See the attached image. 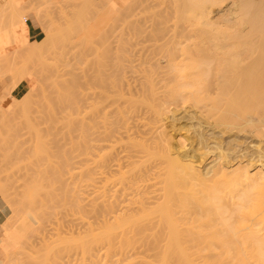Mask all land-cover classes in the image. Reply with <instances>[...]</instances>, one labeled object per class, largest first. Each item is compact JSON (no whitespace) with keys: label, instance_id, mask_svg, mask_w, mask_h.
I'll return each mask as SVG.
<instances>
[{"label":"rangeland","instance_id":"1","mask_svg":"<svg viewBox=\"0 0 264 264\" xmlns=\"http://www.w3.org/2000/svg\"><path fill=\"white\" fill-rule=\"evenodd\" d=\"M1 1L2 0H0V3H1ZM44 1L47 4L42 3ZM44 1L43 0H33V1L29 0V2H30V4H29L28 1L24 3V0H16L15 5H14L15 11H12L13 10L12 9L13 8L12 3H10L8 5V8L6 6L7 9L4 8L5 3H1L2 8L0 6V15L4 14V12L2 13V11H7V12H5L6 16L4 14L3 17H0L1 18L0 20H2L1 21L2 23L0 22L1 23V26H0L1 27L0 28V32H1L0 33V35H1L0 36V89L2 88V96H1L0 102L2 100H4V102H5L4 111H5V116H6L5 119L0 120V193L3 194L5 190H8L7 191L8 197L6 198L5 201H6L7 205H10V208L12 207L11 209L14 211V214L8 218L0 210V229H1V225L3 223L7 222V224H10L8 227H11L13 224V228L12 227L11 228L14 232L13 231H11V232H13V234H15L16 236L19 234V233L17 234V232H20V231L18 230L16 232V229H17L16 227L19 225L21 227V225H23L22 220H20V217L22 214V205L20 203H18V202H20L21 198L24 201L23 207H25L26 201L28 199H31L34 197V205H33L31 213H33V215L35 213V215H39V216L44 214L45 218L49 219V224L46 225V229L48 231H45L46 230L45 229L42 231L43 233H38L39 235H36L35 233L31 234V231L29 229L28 230L26 229L27 230L26 232H28L27 233L28 235H31V237L35 236L32 238L33 241H35L34 242L35 243L34 246L36 245L35 248H33L34 247L33 245H31V246L28 245L29 241H31L30 239H29V241H27V240H24L25 238H23L22 242L20 241V239H17V238H20L19 236H21V238L23 236L25 237V235H23V232H25V231L21 230V229L20 230L23 231V232H21L22 234L20 233L19 236L13 237L15 239L12 241L15 243L13 245H11L12 247L11 246L7 247V249H9L8 250L9 252H5V250H7V249L4 248L5 249L4 250L2 248V245H0V257H1L0 264L1 263L2 264H32V263L33 264H56V263L57 264H59V263L60 264H130L131 262H132V264H143V263L144 264H163L162 261L165 258L164 256H166V254H165L166 252H167L168 256L172 255V257L169 256V260H168L169 263H167V264H183V262L180 263V261H178L179 263H177V260H179V259L178 258L176 259L173 255L174 253L173 252L171 253V249L169 250V248H168V247L172 248L170 246L172 244V240H173L172 234L174 232H177L178 229L180 231L181 228L177 227L176 228L177 231H175V229H174L173 230L174 232H173L171 230V228L169 229V227L167 225L168 222H165V221H167L168 216L173 217L174 219L181 218L182 216H184L185 213L187 214L188 211H190V210L195 211V208H199L196 206H199V205L201 208L205 206L202 209L203 210L205 209L206 211L204 210V211H202L203 214L201 213L203 218H201V216L199 215L200 216L199 220L204 219L205 222L202 220H201L202 223L198 222L199 221L198 220L199 216H198V217H195L193 219L194 221L192 220L193 222L191 224L189 223V225L188 224H186V225L188 227L189 226H191V227L198 226L197 228H194L198 232H200V231L197 229L201 226L200 227L201 229L200 228L199 229L201 230L200 233L202 234V237L205 236L204 235L205 233L207 235L206 238L205 237L203 238V239H206V240H204L205 241L204 243H206V244L203 243L204 244L203 245L201 243L203 246H207L208 243L214 244V243H220V242L224 241L225 237L222 234V232L224 231L222 229H224V227L221 225H218L219 222H217L218 217H219L218 211L221 214L223 210H221V211L218 210L219 205H216V204L219 203V201H217L216 198H215V200L217 203H215V201L213 202L214 198H212V197H214V196H213L212 192H214V194H216V192L217 193L221 192L220 196L219 195H215V196H217L219 198V199L217 198L218 200H220V198L221 199L225 198V201H226L227 196L225 194L228 195L229 192L230 193L235 192L236 188H235V191H232L233 190L232 189L233 187H232V188H230L232 190L229 191L228 189L231 186L229 185V183L226 184L229 181L227 179H223V178L218 177L219 183H217V186L215 184L214 185L212 184L211 185L212 187H210V189H209V186H210V184H209V186L206 185V186H208V187H206L205 184L210 183L212 181L211 180V181L205 183L204 187L201 186L203 184L200 185L198 183V185H200V186L197 185L198 189H196V186H192V185H190V184H188L182 180V178H181L182 175L180 177V174H181L180 170L177 171L175 168L172 167V165L170 164L171 155L166 154L165 157H163L164 152H166V149H164V148H162L164 150H161L159 148L158 151L160 150L162 153L159 151L160 154H159L158 158H156V159L154 158V160L160 159L159 163H161V170L163 172L161 174V178H159V182H162V183L164 182V185L163 184L159 185V187L165 186V188L163 187L165 189V191H164L165 192V197H164L165 199L163 201V204L159 208L154 209L151 212H146L147 214L146 213L145 214L144 213H138V215L135 216V218L141 217L140 220H139V218H138V220L135 219L136 221L132 222V225L128 224L125 226L126 229L124 227L118 228L115 225L116 223H114L115 222L114 221V216H115L114 214H113L114 215L113 216L112 213H106L105 211H103L104 210L103 207L106 203L110 202V203L115 204L116 201L118 200V198H121L123 193L126 194L125 191H127V193H129V191L126 188L127 187V183H126L127 180L126 179H128V177H130V176H128L130 173H127L125 175L124 171H126L127 169H128L127 171L132 170V169L137 170L139 164H136V165L134 164V165L127 167V168L124 167L123 168L124 170H122L121 172L115 168L107 169V167L110 163V162H108L109 159L116 160V159H118V157H120V156H118L120 151H124V150L129 151V149L131 148L130 144L132 143L131 140L125 139L123 141H118L112 145L103 144L102 146L97 147V149L93 147L94 146V143H93L94 140H98V139L104 138V137L109 136V135H111V136L116 135V130L120 126L119 121H118L119 115H117V113L115 111V106L110 107V108L108 107L104 112L102 111L103 104L102 103L100 104V102L102 101L101 98L99 99L100 101L95 99L98 93H94L95 91H97V89L94 86V84H95L94 82L97 78L98 79L101 78V77L99 78L98 76H100L99 74L102 73V75H103L102 80L106 81L105 87L107 88L106 90L108 92L115 91L116 89L119 88V89H122L124 93H127V86L125 85V82H127L128 84L133 83V77H134L133 71L136 70V67L139 63H142L145 68L146 67L148 68L149 65L154 66L157 63H159L160 54H159L158 50H152L151 49L150 51L141 54L140 50H141L142 46L140 45V43L143 41V38H142V36L140 37V35H139L140 32H133V33H135V36H134L135 39H134L133 35L129 34L132 36V38L134 40L131 39V41H133V43H131L130 46H129V43H127V47H124V48H126V51H125L124 56H123L124 59H122V62L120 61L122 63V65H124V70H123V72H117L118 68L115 69V67L117 66V64L118 65L120 64V62L117 59H118L119 54L121 53V50H122L121 47H120L121 49L118 50L119 49L118 47L120 45H122L121 44L122 42H123V44H124V42L126 44V41L128 42L127 39L130 40V38L125 39L126 37H124L125 33L130 32V30H131L130 28L127 27L129 25V24H127V22L130 23V22H135V21L139 20L141 22L140 26L144 28L145 26H148V25H151L154 23L159 24L160 21L161 22L165 21L169 25V30L167 33V36H170L169 39L170 38L172 39L173 37H175V35H174L175 32L180 31L179 35L176 36L177 40H179V39L184 40L180 36L182 34L186 33V32H184L186 30H188L187 32H194L192 27H190V25H188L189 23H187L184 19L183 20L185 22L181 20L182 15H183L182 14L183 10L185 9L184 8V0H149L150 1V2H148L149 4H147V3L142 4L140 2L142 0H49L50 2L48 0H44ZM43 4H45L46 7ZM56 5L59 7H57ZM54 6H56V7H54ZM50 7H52V8H50ZM21 8L24 11H22ZM125 8H128L129 11L124 12ZM43 10H44V12H43ZM177 10H178V12H177ZM25 11L27 13H35L36 12L35 15L38 13L40 16L38 18L41 21L38 19V22H39L38 23V22L34 21L33 18H29L26 21H24L19 16L18 13L20 12V13L24 14ZM51 11H53V12H51ZM119 12H120V14H119ZM125 14H127V16H129V17H132V18H129L126 23H124V21H123V15L126 16ZM112 17H113V19H112ZM44 19H46V20H44ZM53 21H55V22H53ZM120 21H123V23ZM28 22H31L35 27H39V29H40V35L38 37H36L35 39L29 37L28 26H26V24H28ZM43 23H44V25H43ZM53 23L56 25H53ZM125 24H126V26L124 27L123 25H125ZM173 24L175 25V27L177 29L173 30L175 28ZM54 26H56V27L54 28ZM186 26H187V29L183 30L184 28H186ZM123 28H125V29H123ZM170 28H172V29L170 30ZM58 29L61 31H59ZM177 30H179V31H177ZM52 31H53V33H52ZM119 32H122V33L124 32V33L123 34L120 33V37H119L118 36ZM127 34H126V36H127ZM102 35L104 36V38H102L103 37ZM65 36H66V38H65ZM121 36L124 39L121 38ZM119 38H121L120 40L123 39L124 41L121 42L119 40ZM65 39H67V41ZM84 42L87 43V45H85ZM91 43L94 47V49H93L94 51L92 52L93 54L91 53L92 55L89 53L92 51V49L89 48L91 51L90 50L86 51V49H88L87 46L88 47L92 46V45H88ZM119 43H120V45H119ZM82 44L85 45L86 49ZM122 47H123V45H122ZM95 48H97L100 52L105 53L106 55L109 52V54H108L109 58L105 57V58H99L97 60V61H99V65H100V67L96 66L98 69H100L98 73H97L98 69L96 70V67L93 68V66L97 65V64H95V59H97L98 56H100V54L98 56L97 55L95 56V53H96ZM117 50L120 53H118ZM116 51H117V53H116ZM21 53L22 54L24 53V54L22 55ZM97 53H99V52H97ZM105 54H103V55H105ZM117 54H118V57H116ZM121 58L122 57H120V59ZM114 59H116L119 63L116 61L117 62V64H116ZM114 63L116 64L115 66H114ZM119 66H121V65H119ZM119 66H117V67H119ZM100 71H101V73H100ZM52 72H53V74H52ZM40 73H42V74H40ZM95 76H96V78H95V80H93ZM122 76L124 78L123 79L124 83L122 86H120L119 85L120 77H122ZM45 77H47V78L49 77L50 79L46 78L45 81L41 82L40 80H44ZM55 78H57V80H55ZM48 80L58 81L56 83H54L55 81L54 82L52 81L51 84L52 83H54L56 85L58 84V86L62 87L63 91H65V92L63 93V91L61 89H59L60 87L56 86L59 90L57 88H54V89H57L58 92L61 90V92L63 94L61 93V95H60L59 94L60 92L58 93L55 90L54 91L56 93H53V90L50 88V87H52V85H50V81H48ZM102 80L101 79L99 80L100 81L99 84L101 83L100 86L98 85L99 87H101L102 83H104V82H101ZM114 80L116 81V89L111 87ZM97 81H96V85L98 83ZM36 82H37V84L40 83V85L38 84L40 87H41V85L47 86V87L49 85L50 86L48 88H46V87L40 88L36 84ZM45 82H46V84L48 83L49 85L48 84L46 85ZM73 82H75V83H73ZM27 86L28 87L30 86L31 89L34 87L33 90H36L35 88L40 89V92L38 94H34V92L32 90H30L29 88H28V90H30V91L26 90L29 92V94H31V92H33L32 94L37 95V96H39L40 93L42 94L43 92H45L46 89L49 90V88L51 89L49 91L50 92L52 91L51 94H53V95L55 94L57 96V94H59V96H63V98L66 95V100H67L69 105L67 104L65 98L63 99L60 97L61 103L63 100V102L65 101L66 103L65 102L64 103L67 105L65 107V110H63V111H62V107L64 109L65 104H63V103L61 104L58 101L57 105L61 104V106H62L61 109H57V107H56L57 105L55 103L54 104L55 107H53L51 109L52 110V112H51V111H48V109L50 110L49 107L51 105L49 103L51 101L49 103L46 102V104L48 103V109L46 108V110L48 112H51V113H54V111H55L54 115H57L55 117H57L59 120H61V121H58V123L55 125H57L60 130L65 129L67 131L68 130L70 131L68 134L69 136L67 135L68 137H66L65 140H62L60 142V145H62L61 149H57L55 147V144H53L54 141L51 142V139H49L50 140L49 142L45 141V142H47L46 145L44 143V140L46 138L44 140H42V138H41V140H39V143L34 141L36 139H33L34 135L32 136L30 133L29 134L33 138H30L29 134L27 136L26 135L23 136L24 134H22V138H21V133H23V132L25 133L23 128L26 129L27 127L29 128V126H30V125L28 126L27 123L25 124L26 121L24 120V118H23L24 122L20 123V124L21 125L24 124L23 126H26V127L22 126L23 127L22 128L21 126H19L20 125L19 121L22 118L21 116H22V114L25 113V112L22 113L23 111H25V110L22 111V108L23 109L25 108L26 110L29 109L28 111H26V114H25L26 116L32 115V116H30L31 118L29 117L26 120H29V119L35 120L34 117L35 118L37 117L38 119L40 117L41 119H39L37 121L35 120L36 124L40 120L43 122V120L44 119L46 120L47 118L42 119L41 116H43V117L46 116L47 111L45 112L44 108L46 105H44V103H42L43 99H41V98L47 97L48 95H49V97L53 96L51 94H48L49 92L47 90L46 91L47 94L45 93L46 96L45 95L43 96V94H42L43 97H41V98L40 97L36 98L34 95L28 94L29 96H31V97H29V96H27L28 92L25 93L26 97H24L25 88H27ZM67 86H68V88H67ZM93 87L96 90L94 89V92H92V93L89 92L90 90H92L91 88H93ZM99 87H97V88L100 91L101 89ZM42 89L44 91H42ZM70 89H72V90L70 91ZM38 91L39 90H36L35 93ZM66 91H67V94H66ZM93 93L96 94L95 98H94ZM99 93H101V91ZM87 94H88V97H87ZM68 96L70 99L68 98ZM27 97H29L30 99H27ZM73 97L75 98V100H77L76 102L78 103V104L75 103V105H76L75 108L78 106L77 107L78 111L76 113L74 112V111H76V109H74V111H73V113H75V115H73L71 113L72 112L71 110L73 109L72 107H74L72 102L75 101L74 100V101L70 102L71 99H73ZM99 97H97V98H99ZM25 98L29 101L31 100V98H32V101L34 99H36V100L39 99V102L42 101L41 103L44 106H41L42 104L40 105L39 102H36V103H39L40 107L43 108V112L45 113V115L43 112H42L43 115L39 114L41 112H38V114L34 112L36 110L39 111L38 109H40L42 111V109L40 107H38L39 105H36L37 107H35L38 109L30 111L31 109H33L32 105L35 106V102L33 103L31 101V104L33 103L31 105L30 102L28 103L27 100H24ZM44 99L46 100V98H44ZM236 99H237V97H235V100ZM238 99H239V101H242V102L245 100V103L239 102L240 104H244V106H242V107L246 108V106H247V108L248 107L254 108V107L250 106L251 104L253 105L255 103V101H253L252 99H247V98H242L243 100L241 98H238ZM246 99L253 102V103L246 101ZM36 100H34V101H36ZM48 100H50V99H48ZM53 100H54V102H56L55 99H53ZM56 100H59V98L57 99V97H56ZM89 100H91V101H89ZM224 100L225 99H222V101H219V103H221L220 104L221 107L218 104V107H219L218 113L213 112V110L210 111L211 106L209 108V113H207L208 108L206 109L207 112H204V113H207V115L209 114L208 115L209 118H210V116L212 118V114H214V113L216 114V115L215 114L213 115L216 120L214 118H212V119L210 118L211 120L214 119L213 122L214 121L216 122L217 118H220V113L223 112V111H221L222 105L225 104ZM228 100L229 99H227V101L225 100V102L227 103ZM233 100L234 99L231 100L232 101L231 104L233 103ZM235 100H234V103L236 102ZM25 101L27 103H25ZM208 103H209L208 101L205 102L206 105ZM237 103L238 102H236V104ZM239 103L237 105L235 104V106L241 107V105ZM248 103H250V105ZM89 104L93 106L94 110H92L93 108H91V106ZM190 104L191 103L188 104L189 106L185 105V106L189 107V108H187L184 106V104H183L184 107H182V103H180L178 105V107H174V109L177 108L176 110H173V107H170V110L175 111L176 114L180 115L179 116V119H180L179 127L187 126L186 128H188V129H186L185 134L188 136L187 139H189L190 137H191V139L188 140V143H187L188 145H187L185 150H188L189 152H191L193 149L192 148L193 145L191 146V144L195 145V143H194L195 139H192L195 137V135H194V132H192L191 127L186 124V121H185L186 117L189 114L196 113L197 116L199 118H202L201 120H203L204 122H206V121L210 122V121H208L209 120L208 117L207 116L205 117V115H202L204 113H201V111L202 110L204 111L205 109L198 111V110H196L197 109L196 107H195L196 109L195 108L193 109L191 107L193 105L192 104L190 105ZM225 105H227V104H225ZM230 106H229V109L228 108L225 109L224 105H223L224 108H222V110L228 109L227 111H224V112H227V115H225V117H227V118H228V113L231 112L229 114V120H231L230 118H232V117H230V115L232 116L233 113H238V115L240 114L239 115L240 117L241 116L243 117V114L246 113L244 111H243L244 113L242 112V114L237 112V111L233 112L231 110L234 108L233 107L234 105L232 106L233 108L231 107L232 109H230ZM253 106H255V105H253ZM180 107H182L183 110H182V108L180 109ZM53 109H54V111H53ZM95 109L98 111H95ZM236 109L238 110V108H236ZM228 111H230V112H228ZM30 112L32 114H30ZM210 112H211V115H210ZM71 114H72V117H71ZM38 115H39V117H38ZM48 115H53V114L48 113ZM201 115L204 116V118ZM53 116H50V118H52ZM64 117H65V119H67V118L70 119L71 122L68 119H67L68 121L64 120ZM225 117H224V119H226ZM50 118L47 119L46 121L50 120V122H51ZM57 118H56V120H57ZM62 118H63V120H62ZM183 118H185V119H183ZM235 119H238V118L236 117V118H234V121H233V119H232V121L237 122V121H235ZM53 120H55V119H53ZM56 120H55V122H56ZM222 120H223V118L221 120H218V121L220 122ZM229 120H227V123ZM46 121H44V122H46ZM42 122H40L41 124L39 123L40 126H44V125H42L44 122L43 123ZM207 122H206V125H208ZM225 122H226V120H225ZM233 122H230V123H233ZM30 123L32 125H34L30 128L36 127L35 123L33 122L34 123L33 124L31 122V120H30ZM134 123H136V119H135ZM168 123L170 124V122H168ZM168 123H167L168 128L172 127V125L171 124L169 125ZM210 123L214 124V123H212V121ZM44 124H45L44 128L46 126L47 127L50 126L49 123H48L49 126L46 125V123H44ZM55 125H53V126H55ZM37 126H39V125H37ZM40 126L37 128L40 129L41 128ZM61 126H62V128H60ZM50 127H52V124ZM20 128H22V130H23V131L21 130L22 132H20V130H19ZM28 128H27V130H29ZM37 128H36V130L33 128V130L37 131ZM44 128H42V129H44ZM147 128L149 129V127L140 128V129L141 130L144 129L143 131H147L146 136H145V139L146 138L148 139L147 144H149L150 146H152V148H154L156 146V142H157L156 139L153 138L154 137V130L148 131ZM169 130L171 132L174 131L172 128ZM30 131H31V129H30ZM28 132L29 131H27V133ZM34 132L33 133L31 132V133L35 134ZM64 132H66V131H64ZM150 133H151V135H150ZM235 133H236V131L234 133L233 132L230 133L232 138H234L235 135L233 136V134H235ZM228 134L229 133H226L225 135L227 136ZM189 135H191V136H189ZM243 135H246V133H244ZM60 136L58 137V139H60ZM229 136L230 135H228V137ZM16 138H18V139H16ZM51 138H53V137H51ZM150 138L152 139V141L150 140ZM55 139H57L56 136L53 140H55ZM191 140H194V142ZM240 140H239V144H240V142L242 144L245 143V141L243 139H240ZM254 140H256V139L251 138V141L253 142V144H252L253 149L256 150V153L258 151H260V149L262 151V149L264 148V143H260L259 140H256V141H254ZM42 141H43V143H41ZM56 141L57 140H55V143H56ZM85 141L87 142L86 146L83 145V143H85ZM150 141H151V144H150ZM220 141L223 142V140H220ZM258 141H259V143H258ZM189 143H190V145H189ZM259 144H261V145H259ZM188 151H186V152H188ZM19 152H24V155L21 156V153L19 155ZM248 152L252 153V149L248 150ZM154 157H157V154H154ZM152 159H151V161H153ZM136 161H138V160H136ZM136 163H140V162H136ZM112 164H114V163H112ZM100 171H102L104 174L99 175L101 173ZM133 172H135V171H133ZM170 174L172 177L170 176ZM172 178H174V180ZM180 179H181V181H180ZM221 179H223L224 181ZM214 180L216 181L218 179L216 178ZM215 181H212V182H215ZM220 182H222V184ZM183 183H185V185ZM224 184H226L225 187L227 186V189L225 187H223ZM186 186H188V187H186ZM189 186L190 187L192 186V188L194 190L192 188H190ZM213 186L217 187L216 191H214V190L210 191V190L214 189ZM202 188H204V190ZM195 189L201 190V192L195 191ZM227 190L229 192H227ZM218 191H220V192H218ZM13 192H15V193L20 192V194H22L20 196H22V197H20L18 195L19 193L16 196V194ZM223 192H225V193H223ZM253 192L256 193L257 191H253ZM181 193H183V194H181ZM206 193H207V196H206ZM209 193L212 194L211 197H208V195L210 196ZM236 193H237V191H236ZM255 193H253V194H255ZM188 194H191V195H188ZM192 194L195 196H193ZM200 194H202L203 196H201ZM232 194H234V193H232ZM257 194H259L258 197L260 199H263L262 194L256 193L255 195H257ZM255 195H252V197H253L252 201L256 200V199L258 200V197L256 199H254L256 197ZM142 196H143V198H141V200L142 199L144 200L145 197H147V195H144V194H142L141 197ZM179 196H181V197H179ZM16 197H17V199H16ZM191 197H195L196 200L194 198H191ZM229 197H231V196L228 195V197H227L228 200H229ZM234 197H235V195H234ZM247 198L250 199L251 197H249V195H248ZM137 199H139L137 201H140V202L143 201V200L142 201L140 200V196ZM193 199H194V201H193ZM197 199L198 200L200 199V201H198ZM223 199H222L221 204L224 203ZM180 200H182V201H180ZM209 200H210V202H209ZM140 202L139 203L135 202V203L138 205V204H140ZM187 202H189V203L187 204ZM203 202H204V205H203ZM251 202H250L249 206L250 205L256 206V204L259 203V202L256 203L257 201H255L256 204H254V202H252L253 203L252 204ZM36 203H38V204H36ZM44 203L45 204L47 203V204L45 205ZM198 203H199V205H198ZM201 204H202V206H201ZM214 204L216 207L214 206ZM137 205H136V208L138 206H140V205H138V206ZM208 205L210 208L208 207ZM42 206H44V207L46 206V207L44 208ZM187 207L188 208L191 207L193 209L190 208L188 210ZM213 207H215L214 208L215 210L213 209ZM221 207H224V205ZM155 210H157V211H155ZM196 210L200 211L201 209L199 208ZM248 210H245V211H248ZM45 211H46V213H45ZM192 211H190V212H192ZM182 212H183V214H182ZM211 213H213L212 216H211ZM141 214L144 215L145 217H143ZM186 214H185V217L187 216ZM237 215H238V218H240V215H242V213L236 214L235 215L236 218H237ZM14 216H15V219H14ZM204 217H206V218H204ZM189 219L191 222V218H189V214H188V220ZM158 220H160V221H158ZM151 221H152V224L149 223ZM154 222H156V223H154ZM57 223H59V224H57ZM195 223H197L196 226H195ZM150 224H151V226H150ZM57 225H59V227ZM62 225H63V227H62ZM186 225L183 226V228L185 229V230H183V234H186L187 236H189V234H188L189 232H190V234H192V233L193 234L189 237L186 236L187 238L182 240V243H181L183 245L182 248L186 247L188 249L191 247L194 249L193 246H195V245H192L193 242L195 241V243H196V241H198L199 238H200V241L202 242L203 239H201V237H199V235L198 236L195 235V231L192 232L193 228L190 227L188 229V227ZM109 226H111V228L113 230L112 231L113 237L110 241H108L105 238V235H106L105 232L110 230V229H108ZM131 226L133 228H131ZM148 226H149V229L155 226L154 229H152V231L150 230V232H148L145 229L148 233H150V235H148V237L146 238L145 236H147L148 233L145 232L146 235L144 237L146 240H143L144 237H141V238L135 237L133 243L135 241L136 242L134 244H132V241H130V242L127 241L129 244L131 243L130 245L127 242H125L126 240L125 239H124L125 241L123 240V238L121 236L122 233H120V232H124V231L126 233L127 230L129 232H131V231L133 232L134 230H137L140 228H141L140 230H142L143 228H146V227L148 229ZM219 226H221L222 228ZM185 227H187V228H185ZM4 228H5V230H4ZM186 229L189 231H187ZM6 230H7L6 227L2 226V231H0V237L3 240L8 238L5 235V234H7ZM168 230H171L172 232L171 231L167 232ZM184 231H185V233H184ZM66 232L68 234H66ZM70 232H71V234H70ZM155 232L161 236H159V238H153L152 233L154 234ZM198 232H196V234ZM203 232H204V234H203ZM125 233H123V234H125ZM24 234H26V233H24ZM40 234H41L42 238L44 237L43 235L45 234V237L43 238V240H45V241L42 240V238L40 237ZM169 234H170L172 240L169 239L170 238ZM151 235H152V237H151ZM165 235H168V238L164 237ZM36 236H39V237H36ZM71 236H74V237H71ZM184 236L183 237L181 236V237L185 238ZM195 236L199 237V238L198 239L196 238L197 240L193 241V239H195L193 237H195ZM95 237L97 238V240L98 239H102V240H99V242H94L93 243L94 245H93L91 242L94 239H96ZM181 237H180V239H181ZM190 237H192V238H190ZM136 238H138V240H136ZM174 238H176V236ZM59 239L61 241H59ZM185 240H187V241L184 244ZM189 240H190V242H189ZM36 241H38V242H36ZM200 241H198V242L200 243ZM60 242H61V244H60ZM85 242H86V244L89 243V249H88L89 251L88 250L85 251V249L82 246V244H85ZM187 242H189V243H187ZM39 243H41V244H39ZM59 246H60V248H59ZM43 247H44V249H43ZM38 249H39V251H38ZM121 249H123V250H121ZM190 249L187 250V251H189V253H191ZM193 249H191V250H192V253H194V255H195L194 251H196V250L195 249L193 250ZM40 250H42V251H40ZM168 251L171 254L168 253ZM90 253L92 254V257H90L91 256ZM206 253L207 252H205V254ZM48 254H50V255H48ZM126 254L128 256H126ZM47 255H48V257H47ZM94 255L96 257H94ZM189 255H192V256H189L190 259L193 258V256H194L193 254H189ZM206 255L207 256L209 255L208 256L209 259L211 258L210 254H206ZM196 256H197V254H196ZM12 257H14V258H12ZM16 257L18 258V260L15 259ZM92 258L93 259L95 258V259L91 261ZM195 258L196 257L194 256V259ZM208 258H207V260H208ZM121 259H122V261H121ZM194 259H192V260H194ZM14 261H16V262H14ZM42 261H43V263H42ZM200 263L201 262H199L197 264H200ZM203 263L204 262H202L201 264H203ZM194 264H196V261ZM204 264H206V262Z\"/></svg>","mask_w":264,"mask_h":264},{"label":"bare ground","instance_id":"2","mask_svg":"<svg viewBox=\"0 0 264 264\" xmlns=\"http://www.w3.org/2000/svg\"><path fill=\"white\" fill-rule=\"evenodd\" d=\"M15 1L16 0H2L1 3H5V7H4L5 9H7L8 5L10 3H12V5H13L12 11H15V8H14ZM27 1L30 4L31 1L29 2V0H24V3ZM140 2L142 4L143 3L149 4L148 2H150V1L149 0H142ZM1 3H0V6L2 8ZM42 3H46V2L44 1ZM43 5L45 6V4H43ZM6 6H7V8H6ZM56 6H54V7H56ZM57 7H59V6H57ZM50 8H52V7H50ZM184 8L185 9L183 10V13H182L183 15L181 14L182 15L181 20L182 21L185 20L187 23H189L188 25H190V27H192V29L194 31V32H187L188 30H186L187 29V26H186V28L183 29V30H186V31H184L186 33H184L180 36L184 40H182V39L177 40L176 39L177 38L176 36L179 35V32H180L179 30H177L179 32H175V34H174L175 37H173L172 39L171 38L169 39L170 36H167L168 30H169V25L165 21H163V22L160 21L159 24L154 23V24L145 26L143 28L140 26L141 22L139 20L129 23L127 21L129 18H132V17L127 16V14H125L126 16L123 15L124 23L127 22V24H129L127 27L131 29L130 32H127L128 34L125 33L124 37H126L125 39L130 38V40L127 39L128 42L126 41V44H125V42L123 44V42H122V41H124L123 40L124 38L122 37L123 35L121 36V38H123L122 40H120L121 38H119V40L122 42L121 44L123 45V47L119 43L120 46L118 45L119 49L118 48L117 49L120 50L122 48V50H121V53L117 50L118 53H120V54H119V57H118V54L116 56V57H118V59L116 57L115 58L119 62L120 61L122 62V59H124V57H123L124 53L126 51V48H124V47H127V43H129V46L131 45V43H133V41H131V39H133L131 35H133V37H134L135 33H133V32H140L139 35H140V37L142 36V38H143V41L140 43V45L142 46V48L140 50L141 54L146 53V52L150 51L151 49L152 50H158V52L160 54L159 63H157L154 66L149 65L148 68L147 67L145 68L142 63H139L136 67V70L133 71L134 72L133 83L128 84L127 82H125V85L127 86V93H124L122 89H119V88L116 89V81L115 80L113 81L111 87H113L116 90L112 91V92H108L106 90L107 88L105 87L106 81L102 80L103 75H102L101 71H100L101 74H99L100 76H98V77L99 78L101 77L100 78L102 80L101 82H104V83H102L101 87H99L101 84V83L99 84L100 79L97 78L95 80V78H96V76H95L93 80H95L94 86L97 89V91L94 92V89H95L94 87L91 88L93 91L89 89L90 90L89 92H91V93L92 92L98 93L96 98H95L96 94L93 93L94 98L97 99L98 101H100L99 99L101 98L102 101L100 102V104L101 103L103 104V109H102L103 112L108 107L110 108V107L115 106V111H116L117 115H119L118 121L120 124V126L116 130V135H114V136L109 135V136H106L104 138L94 140L93 141V143H94L93 147L97 149V147H100L103 144L112 145L118 141H123L125 139L132 141V143L130 144L131 148L129 149V151H127V150L120 151L118 154V156H120V157H118V159H116V160L109 159L108 160V162H110V163H109L107 169L115 168L121 172L122 170H124L123 169L124 167L127 168V167L134 165V164L135 165L139 164L137 170L132 169V170L127 171L128 170L127 169L126 171H124L125 175L127 173H130L128 175L130 177H128V179H126L127 180V182H126L127 187L126 188L129 191V193H127V191H125L126 194L123 193L121 198H118V200L116 201L115 204L110 203V202L106 203L103 207V209H104L103 211H105L106 213H112V215L114 214L115 216L114 215L113 216H114V221H115L114 223H116L115 225L118 228H120V227L125 228L126 225H128V224L132 225V222H135L136 220H138L139 217L135 218V216H137L138 213H144L145 214L146 212H151L154 209L159 208L163 204V201L165 199L164 198L165 197V192H164L165 186H163L164 188L159 187V185H162V184L164 185V182L163 183L159 182V178H161V174L163 172L161 170V163H159L160 159L154 160V158L155 159L158 158V156L160 154L159 153L160 150L158 151L159 148L161 150L166 149V152H164L163 157H165L166 154L171 155L170 164L177 171L180 170V173H181L180 177L182 175L181 178L184 182H186L192 186H196V189H198L197 188L198 183L200 185L203 184L201 186L204 187L205 183H207L211 180L215 181L214 179L217 178L218 180H216L215 182L211 181L212 183L210 182V183L205 184V186L206 185L209 186V184H210V186H209V189H210V187H212L211 186L212 184L213 185L215 184L217 186V183H219L218 177H220L223 179H227L229 181L226 183V184L229 183V185L231 186L228 189L229 191L232 189H233L232 191H235V188L237 191V193L235 191V192H232V193H234V194H232L227 190V192H229L228 195L231 197H229V200H228V198H227L228 195L225 194L227 196L226 197L227 200L225 201V198L224 199L222 198L224 200V203H222V204H221L222 199L220 198V200H218L219 198L217 196H215V195L220 196L221 192L218 191L220 193L216 192V194H214V192H212V194L214 196V197H212V198H214L213 202L215 201V203H217L216 200L219 201V203L216 204V205H219L218 210H220V211L223 210L221 214L218 211L219 217L217 216L218 217L217 222H219L218 225H221L224 227V229H222V230H224L222 232V234L224 235L225 240L220 242V243H214V244L208 243L207 246H203L204 244H206V243H204L205 242L204 240H206V239H203V238L204 237L206 238L207 235H206V233L204 234V232H203V234L205 236L202 237V234L200 233L201 232V230H200L201 226L199 227L200 229L199 228L197 229L200 231V232H198L194 229V228L198 227V226H196L197 223H195L196 227H191V226L188 227L186 225V224L189 225V223L191 224L194 221L193 219L195 217H198L199 215L201 216V218H203L202 217V214H203L202 211H204L205 209L203 210L202 208H204L205 206L201 208L199 203H198L199 206H196V207H199L201 210L199 211V210H196L199 208H195V211L190 210L192 212L188 211L187 214L185 213L186 212L185 211L184 213L187 215L186 217H185V214H184V216L181 215L182 216V217L180 216L181 218H176V219L168 216V219L165 222H168L167 225H168L169 229L171 228L172 231L174 229H175V231H177L176 230L177 227L181 228L180 231H179V229L177 232L173 231L174 232L172 234L173 240L169 234V236H170L169 239L172 240V244L171 245L169 244V245L172 248H170V247H168V248H169V250L171 249V253L172 252L174 253L173 254L174 257L176 259L177 258L179 259V260H177V263H179L178 261H180V263L183 262V264H194L196 261V264L199 262H201V263L206 262V264H264V168H263L264 167V150H263L264 148L262 149V151L260 149V151H258L256 153V150L253 149V145H252L253 142L251 141V138H254L256 140H259L260 143H264V0H184ZM22 11H24V10L22 9ZM53 11H51V12H53ZM126 11H129V9L125 8L124 12H126ZM3 12L5 14V12H7V11H2V13ZM43 12H44V10H43ZM177 12H178V10H177ZM35 13H27L25 11L24 14H22L20 12L18 14L24 21H26L29 18H33L34 21L38 22V19H39L38 17H40V16L38 13L35 15ZM4 14L0 15V17H3ZM119 14H120V12H119ZM5 16H6V14H5ZM112 19H113V17H112ZM44 20H46V19H44ZM1 21L2 20H0V22ZM123 21H120V22L123 23ZM53 22H55V21H53ZM1 23H0V26H1ZM43 25H44V23H43ZM53 25H56V24L53 23ZM26 26H27V24H26ZM123 26L125 27L126 24ZM55 27L56 26H54V28ZM174 27H175V25H174ZM123 29H125V28H123ZM171 29L172 28H170V30ZM175 29H177V28L175 27L173 30H175ZM59 31H61V30H59ZM52 33H53V31H52ZM120 33L123 34L124 32L123 33L119 32V35L117 34L119 37H120ZM126 34H127V36H126ZM129 34H131V35H129ZM65 38H66V36H65ZM102 38H104V36ZM134 39H135V37H134ZM65 40L67 41V39H65ZM82 45L85 47V45H87V43H85V45L84 44H82ZM88 45H92V43L88 44ZM87 48L88 49H86V47H85L86 51L92 49V51L90 50L91 52H89L90 54L94 51L93 45L90 47L87 46ZM97 50L98 49L95 48V51H96L95 56L96 55L98 56L99 54H100V56H98V58L96 57L97 59H95V64H97V65L94 64L95 66H93V68H95L96 66L100 67L99 61H97L99 58H105V57L109 58V55H108L109 52L106 55L105 53H102L99 50L98 51ZM117 51H116V53H117ZM97 52H99V53H97ZM103 54H105L106 56ZM120 57H122V58L120 59ZM116 59H114V60H115V63L117 64L118 61ZM121 62L119 64L121 66H119L117 64V66H119V67H117V66L115 67V69L118 68L117 72H123V70H124V65H122ZM115 63H114V66L116 65ZM97 69L98 68L96 67V70ZM99 70L100 69H98L97 73L99 72ZM40 74H42V73H40ZM52 74H53V72H52ZM46 78L47 77H45L44 80H40V81L43 82L46 80ZM47 79H50V78L48 77ZM123 79H124L123 76L120 77V83H119L120 86H122L124 83ZM55 80H57V78H55ZM48 81H50V80H48ZM52 81H50V85H52V87H50V88L53 90V93H56L55 91H57V89H58L56 86H58V84L56 85L54 83H56L58 81H55V82L53 81L54 83L51 84ZM96 81L98 82L97 85H96ZM73 83H75V82H73ZM36 84H37V82H36ZM38 84L40 85V83H38ZM45 84H46V82H45ZM68 86H67V88H68ZM41 87L48 88L47 86H42V85H41ZM58 87H60V86H58ZM97 87H99L101 89L100 90L101 93H99L100 91L98 90ZM28 88L30 90H32L34 92V94H38L40 92V89L35 88L36 90H39L38 92L35 93L36 90H33L34 87L31 89L30 86L29 87L27 86V88H25L24 97H26L25 93L30 91V90H28ZM50 88H49V90H51ZM54 88H57V89H54ZM59 89H61L63 91L62 87H60ZM26 90H28V91H26ZM47 90L48 89H46V91ZM49 90H48V92H49L48 94H51L52 91L50 92ZM61 90L59 91L60 93L57 91L60 95L62 93ZM71 90L72 89H70V91ZM42 91H44V90L42 89ZM46 91L42 93L43 96L44 95L46 96V94H47ZM33 92H31V94H29V92H28L27 96L34 95V94H32ZM64 92L65 91H63V93ZM42 94L40 93L39 96H37V95H34V96L36 98H39V97L41 98V97H43ZM59 94H57V96L55 94L54 95L51 94L53 96L50 95L53 99H55L56 102H54V100L51 97H49V95L47 97L41 98V99H43V102L42 101L39 102V99L38 100L34 99L36 101H34V100L32 101V98L30 101L27 100V99H30L29 97H31V96L27 97V99L25 98L24 100H27V102L28 103L30 102V104H31V101L33 103L35 102V106L32 105L33 103L31 104L33 109H31L30 111L38 109L35 107H37L36 105H39V103H40V105L42 103H44V105L47 106V107L45 106V108H44L45 112L47 111L46 108L48 109V103L51 101L49 104L51 106L52 105L53 106L51 107L49 105L50 110L48 109V111L52 112L51 109L53 107H55L54 104L56 103V105H57L58 101L61 103L60 97L63 98V96H59ZM66 94H67V91H66ZM56 97H57V99L59 98V100H56ZM87 97H88V94H87ZM97 97H99V98H97ZM235 97H237L236 100H235ZM44 98H46L47 101ZM64 98L66 100V95ZM68 98H69V96H68ZM238 98L252 99L253 101H255V103L253 104L255 106H253L252 104L250 105V103H248V104L254 108H251V107L247 108V106H246V108L242 107V106H244V104H240L242 101H239ZM48 99H50V100H48ZM222 99H225L226 101H227V99H229L227 103L224 100V103L227 105L222 103L225 106V109L226 108L229 109V106L231 105L230 109H232L234 107L233 108L234 110L232 109L231 111H233V112L237 111L241 114L244 111V112H246V113L243 112L245 115L243 114V117L242 116L240 117L239 116L240 114L238 115V113L232 112L233 113L232 116L230 115V117H232V118H230L231 120H229V114L231 112L228 111V112H230V113H228V118L225 117V115H227V112H224V111H227L228 109L222 110V108H224L222 105L221 111H223V112L220 113V118H217V121L216 122L214 121L215 122L214 123L213 120L215 118L213 115L215 113L212 114V118H214L213 120H211L212 119L211 116H210L211 119L208 117L209 114L207 115V113H209L210 106H211L210 111L213 110V112L218 113V108H219L218 104L221 107V105H220L221 103H219V101H222ZM230 99L231 100L234 99L238 103L240 102L239 104L241 105V107L235 106L236 102L234 103V100L232 103L234 105L233 106L231 104L232 101ZM247 99H246V101H249ZM0 100H1V98H0ZM74 100H75V98L73 97V99H71L70 102H72ZM2 101L0 102V120L5 119V117H6L5 111H4L5 102H4V100H2ZM76 101L77 100L72 102L74 107H72L73 105L71 104L72 105L71 107L73 108L71 110L72 111L71 113L73 115H75V113L78 111L77 110L78 106L75 108V106H76L75 103L78 104ZM89 101H91V100H89ZM206 101L209 102L207 105L205 104ZM27 102L25 101V103H27ZM36 102H39V103H36ZM46 102H48V103L46 104ZM64 102L62 100L63 104H65L67 102V100L65 103ZM243 102L245 103V100ZM249 102H251V101H249ZM180 103H182V107L191 103L193 105L191 107L193 109L196 107L197 109L196 108L195 109L198 111L205 109L204 111L202 110L201 113H204L207 111L208 112L204 113L202 115H205V117L207 116L209 120L207 118L206 119L208 121H210V122L212 121V123H214V124H211L210 122L206 121L208 123V125H206V122L201 120L202 118H199L196 113L189 114L186 117V119L183 118V119H185L186 124L191 127L192 132H194V135H195V137L192 138V139H195V142H194V140H191L195 143V145L191 144V146L192 145L194 146V147L192 146L193 149H192V151L190 150L191 152H189L188 150H185L187 145H188L187 144L188 140L191 139V137L189 139H187L188 136L185 134V131L188 128H186L187 126H184V125H183L184 127H182L181 125H180L181 127H179V122H180L179 116L180 115L176 114L175 111L170 110V107H173V110H176L177 108L174 109V107H178V105ZM251 103H253V102H251ZM61 104L56 106L57 109H61V107H62ZM67 104H68V102H67ZM183 104H184V106H183ZM40 105L38 107H40ZM44 105L42 104L41 106H44ZM66 106L67 105L65 104L64 109L62 107V111L65 110ZM90 106H91V108H93L92 105H90ZM182 107H180V109ZM185 107H187V106H185ZM187 108H189V107H187ZM236 108H238V110ZM41 109H42V111L40 109H38L39 111L36 110L34 112L37 114H38V112H41L39 114L43 115V113H44L43 108H41ZM74 109H76V111H74ZM96 109H95V111H98ZM206 109H207V111H206ZM23 110H25V111H23ZM28 110H26L25 108L24 109L22 108V111H23L22 113H24V112L25 113L24 114L21 113L22 118L20 119L19 124L23 123L25 120L26 121L25 124L27 123L28 126L29 125L30 126H29V128L27 127L29 129V130H27V128L26 129L23 128V127H26V126H23L24 124L23 125L18 124L21 127L23 126L22 128L26 133V134L24 132L21 133V138H22V134H24L23 136H25V135L27 136L30 133L32 136L34 135L33 136L34 138H33L29 134L30 138L36 139L34 141L39 143V140H41V138H42V140H44L45 138L46 139L48 138L47 140L46 139L44 140L45 145L47 142L50 141L49 139H51V142L54 141L53 144H55V147L57 149H61L62 145H60V142L62 140H65L66 137L69 136L68 134L70 131L63 129L64 131L67 132L66 133L63 130H60L57 125H55L58 123V121H61V120H59L57 117H55L57 115H54L55 114L54 109H53L54 113L47 111L46 116L43 117L40 115L42 117V119H44V118L49 119L50 116H53V115H54L52 117L53 119L56 120V118H57L56 122L52 118H50L51 122H50V120H48L49 122L46 121L47 119L43 120V122L46 121L44 123H46V125H48V126H49V124H50V126L52 124V127L49 126L50 128L47 126L44 128L45 124L41 120L36 124V121L41 119L39 117V115H38L39 119L37 117L35 118L33 116L36 121L32 120V119L26 120L27 118L32 116V115H30V116L25 115L26 111H28ZM92 110H94V108ZM182 110H183V108H182ZM73 111L75 113H73ZM48 113L53 114V115H48ZM30 114H32V113L30 112ZM72 114H71V117H72ZM44 115H45V113H44ZM210 115H211V112H210ZM202 117L204 118V116H202ZM221 117L223 118V120L219 122L218 120H221L222 119ZM224 117L226 119H224ZM236 117L238 118V119H235V121H237V122H233L234 118H236ZM23 118H24V120H23ZM67 119H65V117H64V120H67ZM135 119H136V123H134ZM232 119H233V121H232ZM30 120L32 123L33 122L35 123L36 127H33L35 130L37 127L40 126V124H41L40 122H42L43 123L42 125H44V126H40L41 128L40 129L37 128V131H35V130H33V128H30V127L34 126L30 123ZM62 120H63V118H62ZM68 120L70 121V119H68ZM225 120H226V122H225ZM227 120H229L230 122H233V123H230L229 121L227 123ZM167 121L170 122L172 127L168 128V125H167L168 122ZM37 125H39V126H37ZM53 125H55V126H53ZM146 127H149V129L147 128L148 131L154 130V137L153 138H155L157 141L156 146L154 148H152V146L147 144L148 139L147 138L145 139L147 131H143L144 129L143 130L140 129V128H146ZM22 128L19 129L20 132L23 131ZM42 128H44V129H42ZM60 128H62V126ZM171 128L174 130V131L172 130L173 132H171L169 130ZM30 129H31V131H30ZM27 131H29V132L27 133ZM235 131H236V133L233 134V136L234 135L235 136H234V138H232L230 133H232V132L234 133ZM31 132L32 133L34 132L35 134H32ZM151 133H150V135H151ZM226 133H229L228 135H230L231 137L230 136L228 137V135L226 136L225 135ZM244 133H246V135H243ZM49 135L53 138H51ZM55 136L57 137V139H55V140H57L56 143H55V140H53L55 138ZM59 136H60V139H58ZM189 136H191V135H189ZM18 138H16V139H18ZM240 139H243L245 141V143H244L245 145L241 143L242 141ZM150 140L152 141L151 138H150ZM220 140H223V142H221ZM239 140L241 141L240 144H239ZM256 140H254V141H256ZM45 141H47V142H45ZM151 141H150V144H151ZM259 141H258V143H259ZM41 143H43V141ZM86 144H87V142L85 141V143H83V145L86 146ZM189 145H190V143H189ZM259 145H261V144H259ZM162 148H164V149H162ZM251 149H252V153L248 152V150H251ZM186 151H188V152H186ZM20 153H21V156L24 155V152H19V155H20ZM154 154H157V157H154ZM151 159L153 161H151ZM136 160H138V161H136ZM136 162H140V163H136ZM112 163H114V164H112ZM133 171H135V172H133ZM100 172L102 174L100 173L99 175L104 174L102 171H100ZM170 176H171V174H170ZM174 178H172V179L174 180ZM223 179H221V180H223ZM180 181H181V179H180ZM220 183L222 184V182H220ZM183 184L185 185V183H183ZM226 184H224L223 187H225ZM200 185H198V186H200ZM192 186L191 187L189 186V187L192 188ZM208 186H206V187H208ZM186 187H188V186H186ZM213 188L214 189H212L210 191H213V190L216 191L217 187L213 186ZM225 188L227 189V186ZM230 188H232V189H230ZM196 189H195V191L201 192V190H196ZM202 189L204 190V188H202ZM7 191L8 190H5L3 194L0 193V210L9 218L10 216H12L14 214V211L11 209L12 207L10 208V205H7V203L5 201L6 198L8 197ZM253 191H257L256 193L262 194L263 199H260L258 197L259 194L255 195L256 193ZM13 193H15V192H13ZM18 193H15L16 196H17V194L19 196L22 195V194H20V192H18ZM223 193H225V192H223ZM253 193H255V194H253ZM142 194L147 195V197H145L144 200L142 199L143 201L141 200V198H143V196L141 197ZM181 194H183V193H181ZM209 194H210V196L208 195V197H211L212 194L211 193H209ZM188 195H191V194H188ZM200 195L203 196L202 194H200ZM234 195H235V197H234ZM248 195H249V197H251L250 199L247 198ZM252 195L256 196L254 199H256L258 197L259 201L257 199L252 201V199H253ZM139 196H140V200L142 202L137 201V200H139V199H137ZM193 196H195V195H193ZM206 196H207V193H206ZM20 197H22V196H20ZM179 197H181V196H179ZM191 198L195 199V197H191ZM215 198H216V200H215ZM16 199H17V197H16ZM194 199H193V201H194ZM180 201H182V200H180ZM198 201H200V199ZM251 201L254 202V204L259 202L258 203L259 205L256 204V206L255 205L249 206ZM255 201H257V202L255 203ZM135 202L136 203L140 202V204H138L140 206H138ZM204 202H203V205H204ZM209 202H210V200H209ZM18 203H20L22 205V214H21L20 220H22L23 225H21V227H20V225L17 227L15 226L17 228L16 232L19 230L20 232H17V234L18 233L20 234L21 232H23L21 230H24L25 232H23V235H25V237L23 236L21 238V236H19V234H18L17 236H19L20 238H17V239H20L21 242H22L23 238H25L24 240H27V241H29V239H30L31 241H29L28 245L34 246L35 241H33L32 238L35 236L31 237V235H28L27 234L28 232H26V231L29 229L31 231V234L35 233L36 235H39L38 233H43L42 231L45 230L46 225L49 224V219H46L44 214L39 216V215H35V213H34V215H33V213H31L33 205H34V197L31 199H28L26 201L25 207H23L24 201L22 200V198L20 199V202H18ZM188 203L189 202H187V204ZM36 204H38V203H36ZM136 205L138 206L137 208H136ZM223 205H224V207H221ZM201 206H202V204H201ZM214 206H215V204H214ZM42 207H44V206H42ZM208 207H209V205H208ZM215 207H213V209ZM190 208H188V210ZM191 209H193V208H191ZM245 210H248V211H245ZM46 211H45V213H46ZM155 211H157V210H155ZM213 213H211V216ZM238 213H242V215H240V218H238V215H237V218H238L237 219L235 215ZM182 214H183V212H182ZM188 214H189V218H191V222H190V219L188 220ZM142 216L145 217L144 215H142ZM200 216L198 217V220L200 219ZM206 217H204V218H206ZM140 218H139V220H140ZM14 219H15V216H14ZM201 220H199L198 222L202 223V221H204V219L202 221ZM158 221H160V220H158ZM59 223H57V224H59ZM149 223L152 224V221ZM154 223H156V222H154ZM151 224H150V226H151ZM9 225L10 224H7V222H5L1 225L0 231H2V226L6 227V229H7L6 233L7 234H5V235H6V237H8L4 240L1 239V237H0V245H2L3 249L4 248L7 249V247H10L11 245H13L15 243L12 241L15 239L13 237L16 236L15 234H13V232H14L12 230L13 224L11 226L12 228L8 227ZM184 225H186L188 227V229L190 227L193 228L194 230L192 229V232L195 231V235H197V236L199 235V237H201V239H203V241L201 242L199 237H196V236L193 237V238H195V239H193V241L197 240L198 238H199L198 241H200V243L198 241H196V243H195V241H194L192 244V245H195V246H193L194 249L196 250V251H194L195 255H194V253H192V250H191L193 248H191V247H190L191 249L188 248V249H190L191 253H189V251H187L188 249L186 247L182 248V246H183L181 244L182 240L186 239L187 237H189L193 234V233L190 234V232L188 233L189 236H187L186 234H183V230H185L183 228ZM57 226L59 227V225H57ZM221 226H219V227H221ZM62 227H63V225H62ZM154 227L149 229V226H148L149 230L146 227V228H143L142 230H140L141 229L140 228V229L134 230L133 232L131 230H130L131 232H129L127 230L128 233L127 232L125 233V231L120 232V233H122L121 236H122L123 240L124 239L126 240V241L124 240L125 242L132 241V244H134L136 242L135 241L133 243L135 237H138V238L144 237L146 235V233L150 232V230L152 231V229H154ZM187 227H185V228H187ZM131 228H133V227L131 226ZM108 229H110V230L105 232V234H106L105 238L108 241H110L113 237V234H112L113 230H112L111 226H109ZM4 230H5V228H4ZM171 230H168L167 232H170ZM11 231H13V232H11ZM45 231H48V230L46 229ZM187 231H189V230H187ZM196 232H198L199 234L198 233L196 234ZM24 233H26V234H24ZM123 233H125V234H123ZM184 233H185V231H184ZM66 234H68V233L66 232ZM70 234H71V232H70ZM148 235H150V233H148L147 236H145V237L147 238ZM152 235H153V238H159V236H161V235L157 234L156 232L154 234L152 233ZM152 235H151V237H152ZM43 236L45 237V234ZM175 236H176V238H174ZM181 236L182 237L184 236L185 238H182ZM36 237H39V236H36ZM40 237H41V234H40ZM71 237H74V236H71ZM145 237H144V239L143 238L142 239L146 240ZM164 237L168 238V235H165ZM180 237H181V239H180ZM43 238H42V240H43ZM138 238H136V240H138ZM190 238H192V237H190ZM99 240H102V239L97 240V238H96L91 243L93 244L94 242H99ZM187 240L184 241V244ZM43 241H45V240H43ZM59 241H61V240L59 239ZM36 242H38V241H36ZM189 242H190V240H189ZM189 242H187V243H189ZM201 243L202 244L204 243V244L202 245ZM39 244H41V243H39ZM60 244H61V242H60ZM35 246L33 248H35ZM82 246L85 249V251L89 249V243L86 244V242H85V244H82ZM59 248H60V246H59ZM43 249H44V247H43ZM8 250L9 249L5 250V252H9ZM121 250H123V249H121ZM38 251H39V249H38ZM40 251H42V250H40ZM205 252H207L206 254H210L211 260L208 258L209 255L207 256L205 254ZM168 253H170V252L168 251ZM188 253L193 254L196 258L194 259V256H193V258L190 259L189 256H192V255H189ZM165 254H166V256H164L165 258L162 261L163 264L169 263L168 260H169L170 255L168 256L167 252ZM196 254H197V256H196ZM48 255H50V254H48ZM48 255H47V257H48ZM126 256H128V255L126 254ZM90 257H92V254ZM94 257H96V256L94 255ZM170 257H172V255ZM206 257L208 258V260ZM12 258H14V257H12ZM0 259H1V257H0ZM15 259L18 260L17 257ZM94 259L92 258L91 261ZM192 259H194V260H192ZM121 261H122V259H121ZM14 262H16V261H14ZM42 263H43V261H42ZM130 264H132V262Z\"/></svg>","mask_w":264,"mask_h":264},{"label":"crops","instance_id":"3","mask_svg":"<svg viewBox=\"0 0 264 264\" xmlns=\"http://www.w3.org/2000/svg\"><path fill=\"white\" fill-rule=\"evenodd\" d=\"M29 37L35 39L40 35L39 27H35L31 22H28ZM2 96V88L0 89V98Z\"/></svg>","mask_w":264,"mask_h":264}]
</instances>
